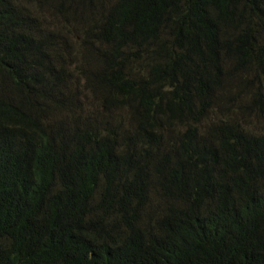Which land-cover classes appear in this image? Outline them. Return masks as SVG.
<instances>
[{"label": "trees", "instance_id": "trees-1", "mask_svg": "<svg viewBox=\"0 0 264 264\" xmlns=\"http://www.w3.org/2000/svg\"><path fill=\"white\" fill-rule=\"evenodd\" d=\"M253 108L264 0H0V264H264Z\"/></svg>", "mask_w": 264, "mask_h": 264}, {"label": "rangeland", "instance_id": "rangeland-1", "mask_svg": "<svg viewBox=\"0 0 264 264\" xmlns=\"http://www.w3.org/2000/svg\"><path fill=\"white\" fill-rule=\"evenodd\" d=\"M92 80H87L86 77L81 75L80 73L72 74L70 75L65 83L63 84V89L65 92H68L69 96L72 94H78L76 98L80 101L81 105L84 107L83 112L85 111H98V107L101 104L100 96L95 92V86L96 82L93 81V83H87ZM130 101V100H128ZM241 107L244 108V99H241ZM128 104V102H125V105ZM223 107H228L225 102L219 103L218 106L214 107L212 112L208 114L207 118L204 120V127L202 126L200 128L201 134H206V129L210 127L211 125L218 122V118L222 117L223 115ZM90 113V112H88ZM121 115V114H118ZM122 116V115H121ZM240 118V115H237ZM257 116V117H256ZM92 117V116H91ZM241 121L244 122L243 119ZM245 127H249V131L252 133H256L253 130V127L259 128V130L264 131V111H261L257 108H253L249 111H247L245 115ZM212 127V126H211ZM258 132V131H257ZM158 211V209H157Z\"/></svg>", "mask_w": 264, "mask_h": 264}, {"label": "clouds", "instance_id": "clouds-1", "mask_svg": "<svg viewBox=\"0 0 264 264\" xmlns=\"http://www.w3.org/2000/svg\"><path fill=\"white\" fill-rule=\"evenodd\" d=\"M9 1H12V0H9ZM77 56V55H76ZM78 65H81L82 64V62L81 61H75Z\"/></svg>", "mask_w": 264, "mask_h": 264}]
</instances>
